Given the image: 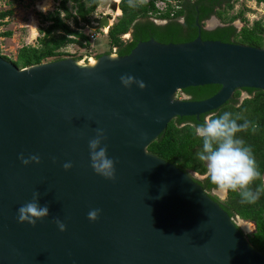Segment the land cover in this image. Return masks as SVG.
Segmentation results:
<instances>
[{"label": "water", "instance_id": "obj_1", "mask_svg": "<svg viewBox=\"0 0 264 264\" xmlns=\"http://www.w3.org/2000/svg\"><path fill=\"white\" fill-rule=\"evenodd\" d=\"M118 4L110 0L108 10ZM209 23L220 24L214 16ZM111 24L103 14L96 29ZM126 74L145 87H123ZM206 84L220 87L203 99L175 97ZM243 87L264 90V47L199 35L150 38L86 64L67 56L20 68L0 53V264H264L189 173L147 151L173 117H198ZM96 128L115 162L112 180L90 166ZM21 155L39 163L24 165ZM34 191L49 216L19 223ZM92 209H100L95 221Z\"/></svg>", "mask_w": 264, "mask_h": 264}, {"label": "trees", "instance_id": "obj_2", "mask_svg": "<svg viewBox=\"0 0 264 264\" xmlns=\"http://www.w3.org/2000/svg\"><path fill=\"white\" fill-rule=\"evenodd\" d=\"M167 1L165 11L157 13L152 1L119 0V9L114 12L112 24L105 32L95 30L103 38L101 42L106 48L101 51L92 48L89 56L92 55L96 59L103 54L126 55L138 42L150 38L161 43H180L191 41L198 35L202 40H220L264 47V25L260 19L248 24L245 17V12L249 11L248 7L244 5L236 13L230 14L237 0ZM255 1L264 4V0ZM99 4L100 0H59L58 7L44 17L48 24L39 29L40 34L36 37V44L21 45L14 59L3 54L2 56L20 68L66 56L80 60L81 54L68 53L65 48L69 44L90 47L89 32L92 31L94 27L92 22L95 20L92 15ZM11 13V9L0 10V25ZM212 16L217 18L220 24L206 28V21ZM236 19L242 22L240 27L234 24ZM85 28L87 29L84 30ZM10 34V31L3 32V35ZM126 34L129 36L126 37ZM219 87L217 84L190 86L184 88L183 92L190 95L189 99L198 100L212 95ZM243 91L247 96L240 99ZM224 112L231 113L238 124L248 123V128L236 133V137L242 139L244 144L251 148L260 173V177L252 181L250 188L262 191L260 198L252 204L242 202L239 190H228L223 200L214 195L210 196L230 217L238 215L243 220L254 223L253 231L245 234V237L251 247L264 254V186L262 184L264 90L250 87L236 88L232 97L212 111L201 113L198 117L194 115L173 117L165 129L150 142L147 151L184 172L204 173L206 166L195 155L201 150L202 141L194 134V127L203 124L207 114L209 120ZM195 180L199 184H204L207 190L217 186L210 180L209 175L204 180Z\"/></svg>", "mask_w": 264, "mask_h": 264}, {"label": "clouds", "instance_id": "obj_3", "mask_svg": "<svg viewBox=\"0 0 264 264\" xmlns=\"http://www.w3.org/2000/svg\"><path fill=\"white\" fill-rule=\"evenodd\" d=\"M50 7V4L44 5L40 7V10L47 12ZM120 82L125 88H130L134 83L140 89L145 87L143 81L134 78L132 75H122ZM247 128V122L238 124L229 112H224L216 118L196 125L194 134L201 138L202 147L195 155L204 162L210 180L218 188L225 191L239 190L242 202L252 204L261 196V189L252 190L250 188L252 181L260 177V173L257 170L251 148L246 146L242 139L236 137V133ZM105 140L104 130L96 128L95 135L88 141L90 166L97 175L112 180L115 178V162L108 156L107 146L104 144ZM20 159L24 165L32 162L39 163L37 155H30L28 158L21 155ZM71 167V162L63 164L65 170H69ZM40 195L38 191H34L31 200L18 208L17 221L19 223L35 226L37 221H42L49 216L47 205L40 204ZM99 214L100 209H92L87 216L90 221H95ZM55 223L60 231L65 230L64 223L59 219L55 220Z\"/></svg>", "mask_w": 264, "mask_h": 264}, {"label": "rangeland", "instance_id": "obj_4", "mask_svg": "<svg viewBox=\"0 0 264 264\" xmlns=\"http://www.w3.org/2000/svg\"><path fill=\"white\" fill-rule=\"evenodd\" d=\"M58 1L59 0H23L8 2L7 0H0V10H12V13L0 25V53L8 56L11 59H14L17 49L21 45L36 44V37L38 34H40L39 29L45 27L48 24L44 17L58 7ZM109 1L110 0H100V4L95 9L92 17L96 20V25L97 19L103 14L110 13L108 15L110 16L111 20L113 19V16H115V13H111L108 10ZM48 4L51 5L49 10L47 12H42L40 7ZM163 5L164 4L161 3L160 7H163ZM244 5L249 8V11L245 12V17L247 18L248 24H251L254 20L260 19L264 25V4L257 3L255 0H237L234 4V8L230 11V14L236 13ZM210 20L211 18L206 21L205 27L210 26ZM234 24L237 27H240L242 22L239 19H236ZM71 26H73L72 23ZM86 29L87 28L84 30ZM6 31H10L11 34L3 35V32ZM125 36L128 37L129 34H126ZM94 39H91L90 47H80L77 44H69L65 50L68 53L81 54L82 58L78 60V62L84 64L93 63L95 58L92 55L89 56L90 50L92 48H96L95 50L101 51L106 48V45H103L101 42L103 41V38L100 34H97V38L95 40ZM176 95L178 97L181 96L178 93ZM245 96L246 93L242 92L239 98L242 99ZM213 193H216L220 199H223L224 197V192L219 193L218 191H214ZM237 222L239 221L237 220ZM239 225L245 230V232H249L253 229L252 222L241 221L239 222Z\"/></svg>", "mask_w": 264, "mask_h": 264}, {"label": "flooded vegetation", "instance_id": "obj_5", "mask_svg": "<svg viewBox=\"0 0 264 264\" xmlns=\"http://www.w3.org/2000/svg\"><path fill=\"white\" fill-rule=\"evenodd\" d=\"M243 92H245V91H243ZM180 94L181 96L180 97H178L176 94ZM246 93V92H245ZM176 94H175V97L176 98H178V99H188V100H192V99H189L190 98V95L189 94H187V93H185V92H183V89H180V90H178L177 92H176ZM246 96H247V93H246ZM208 116H209V114H207L206 116H205V119L206 120H208ZM189 174H190V176L193 178V180H195V179H198V180H204L207 176H208V172H207V170L204 172V173H197V172H189ZM264 175V174H263ZM196 181V180H195ZM197 182V181H196ZM264 181H263V176H262V184H263V186H264V183H263ZM198 183V182H197ZM199 184V183H198ZM201 187H202V189L210 196V195H214L215 197H217L218 199H220L217 195H216V193H213L214 191H218L219 193H222V192H224V197H223V199H225L226 198V195H227V191H225V190H222V189H220V188H218V186H214V187H211L209 190H207L203 185L204 184H199ZM211 197V196H210ZM223 199H221V200H223ZM231 219L233 220V222L241 229V231L244 233V235L245 234H247V233H249V232H251V231H253V229H254V223H252L253 224V229L251 230V231H249V232H245V230L244 229H242V227L239 225V222H241V221H244V222H251V221H247V220H243L242 218H240L238 215H235L234 217H231ZM237 220L239 221V222H237Z\"/></svg>", "mask_w": 264, "mask_h": 264}, {"label": "built area", "instance_id": "obj_6", "mask_svg": "<svg viewBox=\"0 0 264 264\" xmlns=\"http://www.w3.org/2000/svg\"><path fill=\"white\" fill-rule=\"evenodd\" d=\"M142 1H145V2L152 1L154 6H155V8L157 9V13L164 12L165 9L167 8V3H168L167 0H142ZM161 3L164 4L163 7H160ZM157 21H159V20H157ZM92 23H93L94 27L92 28V31L89 32V37L91 39H94L97 36V33L95 32V30H96V28H95L96 20L94 22H92ZM101 30L105 32L106 28L102 27Z\"/></svg>", "mask_w": 264, "mask_h": 264}]
</instances>
